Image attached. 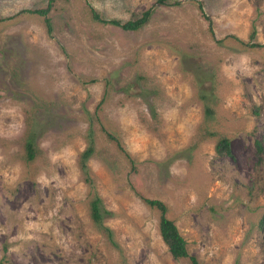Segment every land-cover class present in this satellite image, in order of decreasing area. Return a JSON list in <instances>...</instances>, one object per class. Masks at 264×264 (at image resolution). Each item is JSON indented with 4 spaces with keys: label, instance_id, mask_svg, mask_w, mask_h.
Masks as SVG:
<instances>
[{
    "label": "rangeland",
    "instance_id": "374dc122",
    "mask_svg": "<svg viewBox=\"0 0 264 264\" xmlns=\"http://www.w3.org/2000/svg\"><path fill=\"white\" fill-rule=\"evenodd\" d=\"M47 1L0 0V264H191L143 197L167 205L199 264H264V47L225 38L254 27L264 44V0H55L50 33L31 12ZM88 4L122 21L151 12L126 31ZM96 196L116 245L90 217Z\"/></svg>",
    "mask_w": 264,
    "mask_h": 264
},
{
    "label": "trees",
    "instance_id": "16d2710c",
    "mask_svg": "<svg viewBox=\"0 0 264 264\" xmlns=\"http://www.w3.org/2000/svg\"><path fill=\"white\" fill-rule=\"evenodd\" d=\"M55 0H48L47 5L43 8H38L35 10H32L31 12L37 13L40 16H43L45 25L47 26V32L50 33L52 30V23L51 19L48 15L49 11L53 7ZM159 3H166L168 5H178L180 2L179 0H157ZM199 9L201 13H203V7L202 4L198 3ZM88 7V13L90 14V17L93 21L101 23V24H111L114 26L120 27L122 30L126 31H135L143 27L146 22L149 20L150 16V10L144 11L141 16L134 18V19H128L125 21L120 20L119 18H108L100 14L94 7H92L90 4L87 5ZM205 16V15H204ZM210 24V22H209ZM211 25V24H210ZM255 34L256 30L253 27L250 34H249V41L245 42L243 40H240L234 35L226 36L225 38H233L236 41H239V43L245 47L248 48H262L264 47V44H261L257 41H255ZM208 112H211L210 109H207ZM102 129L107 133V136L115 141L117 143V146L120 149H123L120 141L118 138L113 135L111 132L107 131L104 126H102ZM87 139H88V145L87 147L81 152L80 154V162L79 167L83 174V180L87 184L92 183V179L89 176V171L86 167L87 159H89L94 152V143L93 138L90 130L87 132ZM37 137V134L32 129L29 130L27 137L24 142L25 146V152H24V158L26 161H31L36 156V145H35V139ZM254 146H255V152L257 156H261L263 149L262 140L260 138L254 139ZM214 151L216 155L218 156H229L231 154V148H230V141L229 138L226 136H220L215 142L214 145ZM143 201L151 208H154L159 211V234L161 236V239L163 243L166 245L167 250L171 254V256L175 259L185 258L188 259L191 264H199L196 256L191 255L187 248V242L183 238V236L180 234L178 227L176 226L173 219L168 217V207L167 205L158 200V199H151L147 197L142 198ZM90 217L95 223V225L102 231V233H105L107 239L110 241L111 244L116 245L114 239H113V233L112 230L105 226L103 224V219L106 215H109L111 212L107 209H105L101 205V199L96 196L94 199L90 201Z\"/></svg>",
    "mask_w": 264,
    "mask_h": 264
}]
</instances>
